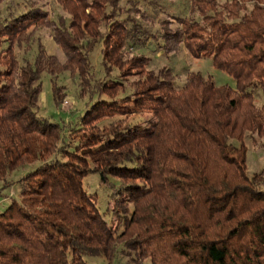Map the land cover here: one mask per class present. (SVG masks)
I'll return each instance as SVG.
<instances>
[{
  "label": "trees",
  "instance_id": "16d2710c",
  "mask_svg": "<svg viewBox=\"0 0 264 264\" xmlns=\"http://www.w3.org/2000/svg\"><path fill=\"white\" fill-rule=\"evenodd\" d=\"M57 2L70 21L35 3L0 14L2 187L10 172L33 165L0 210V264H264V100L253 95L264 98V0H192L197 19L173 15L153 32L136 23L144 11L132 0ZM39 26L63 60L38 44L32 61L18 63L13 47L29 46ZM137 33L163 54L182 45L208 56L234 85L198 71L176 85L168 68L147 69L144 53L126 54ZM97 43L102 79L86 55ZM65 70L76 71L88 97L68 129L72 141L38 114L41 73ZM50 90L58 104L53 78ZM145 113V126L111 119ZM90 174L110 208L100 210L85 190Z\"/></svg>",
  "mask_w": 264,
  "mask_h": 264
},
{
  "label": "rangeland",
  "instance_id": "374dc122",
  "mask_svg": "<svg viewBox=\"0 0 264 264\" xmlns=\"http://www.w3.org/2000/svg\"><path fill=\"white\" fill-rule=\"evenodd\" d=\"M133 3L144 11V19L133 15L136 23L141 28L153 32L158 28V22L161 19L168 18L172 20V16L180 17H193L198 18L191 1L192 0H132ZM221 2L223 0H217ZM16 3H19L18 5ZM35 3L46 11L47 16L57 21L63 19L65 22L72 19V15L64 10L57 0H0V14L7 15L9 12L16 13L23 9V5H30ZM176 23L172 22L171 27ZM32 29V28H31ZM31 31V30H30ZM31 42L29 46L20 45L14 46L12 51L18 63L22 64L25 61H32L35 55L36 45L44 50L46 55H55L60 61L63 60V53L57 44L53 41L50 31L42 26L34 28L31 33ZM139 42L134 45H126L125 52L127 55H133L138 52L144 53L149 57L146 63V68L153 71L160 67L168 68L174 77L176 85H180L185 76L190 71H198L202 75H209L215 85H228L233 86V79L222 70L216 69L212 66L208 56H200L194 58L190 56L182 45L179 46L174 52L163 54L161 50H154L151 39L142 41L143 35L136 34ZM154 44V43H153ZM87 58L90 64V70L94 79H102L106 77V71L101 65L100 44L97 43L87 53ZM116 70L111 71V75H115ZM51 78H53L56 86L59 88L60 99L59 103L55 104L51 97ZM132 77L130 76L129 79ZM41 91L38 96V114L61 124L63 136L69 140H75L74 136L68 130L72 124L75 123L79 114L82 113L88 97L81 96L79 93V77L76 71H61L55 76L46 72L41 73L40 78ZM84 89V88H83ZM82 92V91H80ZM254 99L257 103H261L264 98L261 96L260 91H254ZM126 119L130 122H135L139 125L145 126L147 121L150 120L148 114H133L128 117L114 115L111 119ZM105 121H110L106 118ZM263 162L261 155L257 156L253 167H258ZM33 165H24L18 167L8 175L5 176L4 181L10 182L9 187H2L3 181L0 180V210L3 209L9 196L16 195V180L21 177ZM85 190L94 195L95 203L100 210L105 207L110 208L112 200L108 196L107 189L100 183L97 174H90L83 180ZM107 217V216H106ZM111 226H114L115 220L110 217ZM87 264H104L105 261L96 257H85ZM114 264H127L125 258H117Z\"/></svg>",
  "mask_w": 264,
  "mask_h": 264
}]
</instances>
